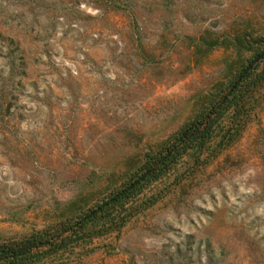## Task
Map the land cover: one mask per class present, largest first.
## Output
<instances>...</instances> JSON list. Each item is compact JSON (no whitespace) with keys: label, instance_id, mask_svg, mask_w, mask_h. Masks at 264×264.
<instances>
[{"label":"rangeland","instance_id":"obj_1","mask_svg":"<svg viewBox=\"0 0 264 264\" xmlns=\"http://www.w3.org/2000/svg\"><path fill=\"white\" fill-rule=\"evenodd\" d=\"M263 47L264 0H0V241L139 180L120 229L31 264H264V79L232 143L139 178Z\"/></svg>","mask_w":264,"mask_h":264},{"label":"trees","instance_id":"obj_2","mask_svg":"<svg viewBox=\"0 0 264 264\" xmlns=\"http://www.w3.org/2000/svg\"><path fill=\"white\" fill-rule=\"evenodd\" d=\"M244 37L243 34H236L234 39L237 43H241ZM258 54L259 57L252 62ZM263 56L264 47L257 49L248 63L237 71L224 91L212 100L206 109L183 123L168 138L163 150L153 157L139 178L155 177L168 161L190 147L202 149L214 139L218 129H223L219 144L227 146L232 143L242 130L243 116L252 104L258 85L264 79V68L256 69ZM225 117L227 124L224 128H219ZM137 181L139 180L96 200L89 206H76L77 202L73 200L68 204V212L53 226L0 241V264L44 262L51 255L73 249L81 240L120 229L134 210L127 207L119 212L116 207L123 202Z\"/></svg>","mask_w":264,"mask_h":264},{"label":"water","instance_id":"obj_3","mask_svg":"<svg viewBox=\"0 0 264 264\" xmlns=\"http://www.w3.org/2000/svg\"><path fill=\"white\" fill-rule=\"evenodd\" d=\"M260 54H258L257 56H255V58H253L252 62L255 61L258 57H259Z\"/></svg>","mask_w":264,"mask_h":264}]
</instances>
